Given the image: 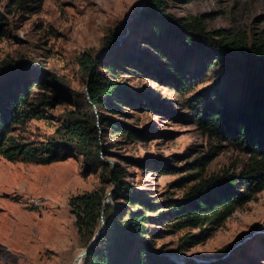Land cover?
<instances>
[{"label": "rangeland", "instance_id": "obj_1", "mask_svg": "<svg viewBox=\"0 0 264 264\" xmlns=\"http://www.w3.org/2000/svg\"><path fill=\"white\" fill-rule=\"evenodd\" d=\"M0 15L5 24L0 86L24 88L44 76L48 88L38 82L31 95L60 97L58 103L43 107L42 116L14 128V135L39 145L57 136L68 111H85L81 97L88 95V77L78 62L82 53L91 51L104 59L116 53L128 59L136 68L121 65L108 77L144 109L123 103L114 111L88 108L107 114L117 128L125 129L113 132L110 126L96 124L103 148L99 158L119 166L123 180L142 189L155 205L143 208L154 217L146 224L145 244L175 264H264V188L220 225L177 228L170 216L160 215L166 202L182 198L200 178L225 171L237 175L248 154L204 134L185 103L190 94L212 89L215 83L226 88L232 71L213 78L206 68L198 69L207 55L183 63L188 51L168 32L156 33L165 21L196 18L214 38L241 37L264 49V0H164L154 11L148 0H25L21 6L16 0H0ZM163 38L170 44H163ZM181 64L189 67L188 92L170 78L180 73ZM51 79L59 87L54 89ZM209 150L214 151L212 158L200 171L193 161ZM101 171L86 169L78 154L47 164L9 161L0 154V264H73L84 248L68 201L102 186L104 201L114 203V186L102 180ZM195 172L200 174L186 178Z\"/></svg>", "mask_w": 264, "mask_h": 264}, {"label": "trees", "instance_id": "obj_2", "mask_svg": "<svg viewBox=\"0 0 264 264\" xmlns=\"http://www.w3.org/2000/svg\"><path fill=\"white\" fill-rule=\"evenodd\" d=\"M16 1L20 6L25 2ZM148 1L151 11L164 6V0ZM4 25L0 15V36L5 33ZM156 30L158 34L168 32L171 34L168 37L188 51L185 55L182 53L183 63L191 61L193 56L205 54L207 60L198 63L200 71L206 68L213 78L227 70L232 71L233 77H230L226 88L215 83L212 89L207 86L198 93L190 94L185 103L191 108L196 124L204 134L243 150L248 154L247 163L237 175L225 171L200 178L182 198L166 202L167 209L160 214L170 216L174 221L172 226L177 228L220 225L237 207L250 201L264 188V49L259 42H247L241 37L224 35L214 38L196 18L191 21L183 18L176 22L165 21ZM162 43L170 44V40L163 38ZM78 62L88 77L86 97L89 101L85 95L81 97L85 111L81 114L68 111L57 136L39 145L23 141L12 131L28 119L42 116L43 107L58 103L60 97L56 93L44 92L31 95V87L38 86V82L48 88L44 76L27 83L24 88L0 86V154L9 161L36 164H47L78 154L82 156L86 169L95 171L102 167V180L114 186V203L104 201L106 189L102 186L72 196L68 201L83 248L101 228L102 221L105 225L79 264H132L134 261L138 264H175L169 258L154 254L144 242L146 224L154 217L146 214L143 208L153 209L155 205L146 198L142 189L123 180L119 166L111 167L99 158V151L103 148H100L101 128L96 124L110 126L113 132L120 130L124 133L125 129L117 128L107 114L91 112L90 106L114 111L117 110L116 105L123 103L144 109L143 103L134 100L132 93L109 78L121 65L129 66L132 62L126 58L122 60L116 53L104 59L101 54L94 55L91 51L82 53ZM133 65L131 67L136 68V64ZM186 65H179L178 68H182L180 73L170 77L184 92L191 91L189 86L185 87L189 71ZM51 81L54 89L59 87L55 79ZM39 88H42L40 84ZM127 135L130 136L131 132ZM213 152L209 150L206 155L195 158L193 165L203 171ZM199 174L191 173L186 178Z\"/></svg>", "mask_w": 264, "mask_h": 264}, {"label": "water", "instance_id": "obj_3", "mask_svg": "<svg viewBox=\"0 0 264 264\" xmlns=\"http://www.w3.org/2000/svg\"><path fill=\"white\" fill-rule=\"evenodd\" d=\"M113 193V190H111L110 194ZM105 229V225L104 222L102 221V226L101 228L95 233L94 237L92 238L91 242L88 244L87 247H85L79 254L78 256L75 258L73 264H79L81 258L83 256H85L87 254V252L89 251V249L91 248V246L94 244V242L96 241L97 237H99V235L102 233V231Z\"/></svg>", "mask_w": 264, "mask_h": 264}]
</instances>
